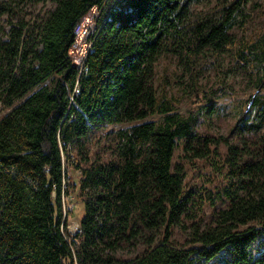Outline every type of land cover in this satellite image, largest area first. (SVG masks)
I'll return each instance as SVG.
<instances>
[{"label":"trees","instance_id":"trees-1","mask_svg":"<svg viewBox=\"0 0 264 264\" xmlns=\"http://www.w3.org/2000/svg\"><path fill=\"white\" fill-rule=\"evenodd\" d=\"M229 44L257 89L234 142L179 110ZM263 89L264 0H0V264H264Z\"/></svg>","mask_w":264,"mask_h":264},{"label":"rangeland","instance_id":"rangeland-1","mask_svg":"<svg viewBox=\"0 0 264 264\" xmlns=\"http://www.w3.org/2000/svg\"><path fill=\"white\" fill-rule=\"evenodd\" d=\"M254 13V19L248 25V33L256 31L263 26L261 18L256 17V12ZM94 15L96 16V13H94ZM93 26L94 25H92L91 28ZM234 49L235 46L230 44L227 45L226 49L219 54L216 63L204 64L200 68V75L196 86L199 95L198 99L185 97L179 108L182 114L187 115L197 107L198 103L204 105L214 104V108L216 107L218 110L213 109L208 119L201 118L197 129L200 132L228 136L233 142L237 141V134L236 132L231 134L230 130L239 117L242 102L247 103L248 100L253 98L257 90L256 87L252 86L251 82H249L246 75L239 70L238 67H235L237 61ZM230 66L234 67L232 71H228ZM172 70L168 73V77L170 80L175 78L177 81L176 89L180 86L182 80L190 81L189 75L180 78L178 74L181 72L174 73ZM254 73H256V70ZM261 92L264 93V89ZM198 100L199 102H197ZM252 107L250 109H252ZM197 168L198 167L195 166L192 172ZM208 173L209 172H206V175H208ZM71 174L73 178L78 179L81 173L77 169H73ZM205 177L206 176H203V178ZM197 181H199L198 178L193 182ZM65 208L68 212L66 215L69 220V229L75 231L79 228L80 220L84 214V205L77 194L73 193L71 197L66 198Z\"/></svg>","mask_w":264,"mask_h":264},{"label":"built area","instance_id":"built-area-1","mask_svg":"<svg viewBox=\"0 0 264 264\" xmlns=\"http://www.w3.org/2000/svg\"><path fill=\"white\" fill-rule=\"evenodd\" d=\"M97 9L93 8L92 11L75 27V41L70 48V55L74 61L84 67L87 56L92 52L93 40L90 38L91 33L95 28V15ZM93 16V17H92ZM94 25L92 28L91 26ZM67 210V209H66ZM69 227V226H68ZM80 228V225H79ZM78 228V229H79ZM77 229V230H78ZM77 230L72 232H77Z\"/></svg>","mask_w":264,"mask_h":264},{"label":"water","instance_id":"water-1","mask_svg":"<svg viewBox=\"0 0 264 264\" xmlns=\"http://www.w3.org/2000/svg\"><path fill=\"white\" fill-rule=\"evenodd\" d=\"M252 104H253V99L250 100V102L248 103V105H247V111L251 108Z\"/></svg>","mask_w":264,"mask_h":264}]
</instances>
